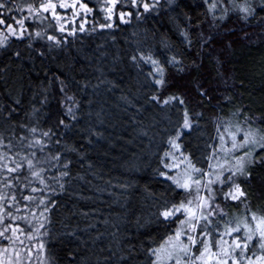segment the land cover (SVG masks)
<instances>
[{"label":"trees","instance_id":"16d2710c","mask_svg":"<svg viewBox=\"0 0 264 264\" xmlns=\"http://www.w3.org/2000/svg\"><path fill=\"white\" fill-rule=\"evenodd\" d=\"M6 2L13 11L0 9V15L8 23L24 17L27 27L23 36L8 35L0 44V149L13 156L35 151L37 159L46 161L39 166L53 190L44 191L35 181L41 191L34 194L49 201L40 237L44 254L52 264H153L155 256L148 249L158 247L182 218L164 221L159 215L166 203L184 198L183 190L159 175L175 174L162 163L171 162L164 156L172 150L169 137L180 130L183 153L207 170L215 117H251L253 127L264 129L260 0H247L257 9L248 19L222 0L215 20L205 0H139L136 5L116 0L111 17L106 1L64 0L69 7H56L59 19L51 10L40 18L29 16L23 3L39 6V0H15L20 8H14L12 0ZM81 2L92 11L79 8ZM144 2L155 6L145 11ZM225 6L230 11L220 19ZM0 29L7 34L4 25ZM141 53L164 65V85L155 83L159 77L151 75L154 66ZM172 56L179 63L169 64ZM200 88L208 95L202 96ZM169 96H182L184 104L179 99L164 103ZM185 108L191 127L181 128ZM32 128L38 129L36 135L51 129L43 150L29 147ZM56 152H62L59 161L50 159ZM257 155L264 153L257 150ZM247 171L250 175L235 180L246 197L237 203L220 199L229 208L242 202L241 212L245 202L264 209V163L257 159ZM61 172L68 175L60 177ZM11 175L21 176L16 191L22 200L19 184L28 175L27 166ZM7 192L11 196L12 189ZM24 194L32 193L29 189ZM19 223L32 230L25 221ZM193 251L198 254L199 249ZM32 257L40 264L41 254L40 262Z\"/></svg>","mask_w":264,"mask_h":264},{"label":"snow or ice","instance_id":"6c2138e0","mask_svg":"<svg viewBox=\"0 0 264 264\" xmlns=\"http://www.w3.org/2000/svg\"><path fill=\"white\" fill-rule=\"evenodd\" d=\"M14 8H20V5L15 4L12 0ZM139 0H131L133 5L138 4ZM172 0H169L171 3ZM234 8H238L244 13V18L248 19L257 11L256 8L244 0L243 3H235V0H229ZM208 4L209 11L213 14V19H216V10L220 8L222 0H205ZM116 0H111L108 5L107 14L112 15L113 7ZM260 11L264 12V0H260ZM155 4L143 3L145 11L154 7ZM57 5L53 0H46L39 6L34 3H26L23 8L28 10L29 16L40 18L44 12L52 11V15L59 19V14L56 12ZM60 7L68 8L69 4L61 2ZM76 7L75 4L72 5ZM7 8L8 12L13 11L12 7H8L6 0H0V9ZM79 8L85 11H92L88 4L81 2ZM43 10V11H41ZM230 9L225 6L221 12L220 19H223ZM131 15V13H127ZM125 16L124 12L120 13L121 19ZM0 25H4V29H0V44L7 42V36H23L24 29L27 27L26 18L20 17L14 20V23H8L7 17L0 15ZM15 25H19L17 28ZM105 25H101L104 27ZM61 30H66L61 25ZM37 36L40 32L37 31ZM187 37L189 33L184 32ZM203 35V34H201ZM50 40H56V36H49ZM211 37L202 39L203 44ZM144 60L150 61L154 66L151 75L158 76L155 83L164 85L166 83V69L159 60L153 59L151 55L145 56L141 53ZM136 57H133L135 60ZM169 64L179 63L176 56H172ZM182 70V69H181ZM200 94L207 96L208 92L205 88H200ZM70 99V98H69ZM179 99L181 104H184L182 96L165 97L164 103ZM71 114L72 108L67 109ZM235 115H240L239 110H236ZM74 118V117H73ZM216 120V135L213 137L211 153L209 154L208 167L205 170L198 167L193 162L191 156L185 155L182 151V145L179 143L181 131L177 130L175 136L169 137L171 151L164 153L165 157L170 158L171 162L162 160L165 169H172L175 173L170 175L168 171L160 172L159 175L167 177L172 181L175 189H182L186 193V198L180 199L178 202L166 203L159 212L164 221H174L178 217V224L165 240L156 248L148 249L153 253L155 260L153 264H264V209H253L247 202L243 206V214L237 213L232 216L226 211L220 201V193H223L224 201L240 202L246 197V193L240 183L235 180L238 176L248 174V167L256 163L257 159L264 163V156H258L257 150L264 153V129L253 127L248 121L251 117L241 121L234 120L231 116H217ZM64 124L63 119L60 120ZM181 128L191 127L189 111L184 109V119L180 126ZM33 139L29 141V147L35 148L48 143L47 138L51 135V129L41 132L36 135L38 129L32 128ZM59 143V142H58ZM4 144V140L0 137V145ZM11 148V144H8ZM247 149V150H245ZM239 153V154H238ZM62 152H56L50 159L59 161ZM17 160L20 162L17 163ZM41 161L36 158V152H21L13 156L11 152H4L0 149V180H6V184H0V188L5 189L0 191V237L6 238L11 245L5 244L0 246V256L8 255L9 264H23V256L25 253L31 257L33 249L31 246H25L23 250L17 247V244H23L21 237H27L29 241L35 242V248L40 252L42 259L40 264H52L50 258L45 255L46 245L43 239L44 222L47 218V204L49 201L44 196H34L35 193L41 191L35 187V181H39L44 185V191H52L46 183L44 176L45 169L40 167ZM27 166V176L23 177V183L19 184V196L16 191L17 182L21 180V176L13 177L11 174L24 169ZM67 163L65 164V167ZM68 175L67 172H61L60 177ZM31 178V180L29 179ZM219 185L218 189L216 185ZM227 188V191H223ZM8 189H12L11 196H8ZM30 189L32 194H24ZM174 189V190H175ZM34 199L39 200V204L33 206ZM54 203V201H52ZM9 205L13 210H9ZM25 221L28 226H31V231H26L19 221ZM11 221V223L9 222ZM185 240L187 241L185 243ZM193 249H199L198 254ZM252 255H249V252ZM258 253V254H257ZM13 257L15 259L13 260ZM0 264H4V260L0 259Z\"/></svg>","mask_w":264,"mask_h":264},{"label":"rangeland","instance_id":"374dc122","mask_svg":"<svg viewBox=\"0 0 264 264\" xmlns=\"http://www.w3.org/2000/svg\"><path fill=\"white\" fill-rule=\"evenodd\" d=\"M64 0H53V3H55L57 6H60V4H61V2H63ZM100 1H106L107 2V5H109L110 3H111V0H100ZM42 2H46V0H39V3H42ZM23 5H24V3H23ZM231 117L233 118V119H235V117L236 116H234V114H232L231 115ZM201 167V166H200ZM216 187L219 189L220 188V186L217 184L216 185ZM182 190V189H181ZM227 191V189L226 188H224L223 189V191ZM184 191V190H183ZM223 196V194H222V192L220 193V198ZM184 198H186V193L184 192ZM219 202H222V203H224V201L222 200V199H220V201ZM232 202H235V201H232ZM235 203H237V202H235ZM239 205H243L242 204V202L239 204ZM235 206V207H230L229 208V205H228V203H226V204H224L223 206L225 207V209H226V211H228L231 215H234L235 214V212H240V214H243V211L241 212L240 211V206ZM237 209V210H236ZM242 209V208H241ZM235 210V211H234ZM28 226V225H27ZM28 227H31V226H28ZM32 229V228H31ZM23 238V237H22ZM23 239H25V240H28L29 241V239L27 238V237H24ZM32 243H33V247H34V249H33V255L34 256H36V258H38V261H39V256H40V253L37 251V249L35 248V242L34 241H31ZM32 243H29L28 244V242H26V241H23V244L21 245V244H17V247H19L21 250H23V248L25 247V246H32ZM5 244H9V246H10V248H11V245H10V243H9V241L6 239V238H4V237H1L0 238V246H3V245H5ZM32 256V255H31ZM33 258V257H32ZM0 259H3L4 260V264H9V261H8V255H4V256H0ZM15 259V257H13V260ZM31 259V257L29 258V256L27 255V253H25L24 254V256H23V264H38L37 263V261L36 262H34V258H33V260H30ZM40 262V261H39Z\"/></svg>","mask_w":264,"mask_h":264}]
</instances>
